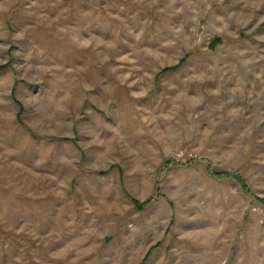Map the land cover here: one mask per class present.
<instances>
[{
	"label": "rangeland",
	"instance_id": "rangeland-1",
	"mask_svg": "<svg viewBox=\"0 0 264 264\" xmlns=\"http://www.w3.org/2000/svg\"><path fill=\"white\" fill-rule=\"evenodd\" d=\"M0 264H264V0H0Z\"/></svg>",
	"mask_w": 264,
	"mask_h": 264
},
{
	"label": "trees",
	"instance_id": "trees-1",
	"mask_svg": "<svg viewBox=\"0 0 264 264\" xmlns=\"http://www.w3.org/2000/svg\"><path fill=\"white\" fill-rule=\"evenodd\" d=\"M219 42V40L217 39V40H215L214 41V44H217ZM172 68H168V69H166V70H171ZM220 176V175H219ZM224 176L225 177H235L238 181H240L241 183H242V186L246 189L247 187H246V185H244V182L242 181V179L240 178V176H234V175H232V174H224ZM137 206H138V208H141L142 207V205L140 204V203H137Z\"/></svg>",
	"mask_w": 264,
	"mask_h": 264
}]
</instances>
